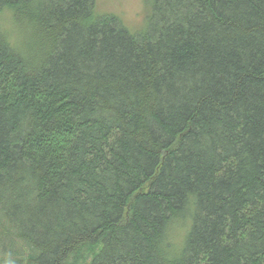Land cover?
Wrapping results in <instances>:
<instances>
[{"label":"trees","instance_id":"obj_1","mask_svg":"<svg viewBox=\"0 0 264 264\" xmlns=\"http://www.w3.org/2000/svg\"><path fill=\"white\" fill-rule=\"evenodd\" d=\"M0 0V264H264V0Z\"/></svg>","mask_w":264,"mask_h":264},{"label":"rangeland","instance_id":"obj_2","mask_svg":"<svg viewBox=\"0 0 264 264\" xmlns=\"http://www.w3.org/2000/svg\"><path fill=\"white\" fill-rule=\"evenodd\" d=\"M109 9L119 11V16L132 31L144 27L149 7L146 0H101ZM143 26V27H142Z\"/></svg>","mask_w":264,"mask_h":264}]
</instances>
